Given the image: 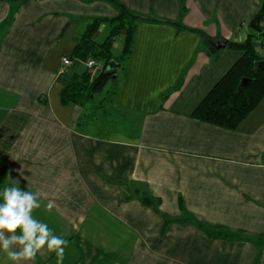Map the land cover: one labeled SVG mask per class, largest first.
<instances>
[{"label": "crops", "instance_id": "1", "mask_svg": "<svg viewBox=\"0 0 264 264\" xmlns=\"http://www.w3.org/2000/svg\"><path fill=\"white\" fill-rule=\"evenodd\" d=\"M118 1L166 22L136 23L107 95L119 117L108 124L63 105L60 91L97 51L88 44L72 58L88 25L103 19L100 44L118 6L0 0V191L39 193L32 215L68 242L62 264H264V97L235 129L192 117L242 55L214 41L256 35L264 59V18L261 32L250 27L264 0ZM22 264L58 259L45 247Z\"/></svg>", "mask_w": 264, "mask_h": 264}, {"label": "trees", "instance_id": "2", "mask_svg": "<svg viewBox=\"0 0 264 264\" xmlns=\"http://www.w3.org/2000/svg\"><path fill=\"white\" fill-rule=\"evenodd\" d=\"M107 1L112 2L120 9V14L110 20L112 24L110 32L102 43L97 44L93 37L103 19L93 21L88 25L80 42L77 43L72 58L78 56L86 45L93 44L97 48L93 58L104 60L107 63L106 70L112 60H115L117 65L113 71L108 73L105 70L97 77H93L89 73H84L81 76L74 75L60 91V100L63 105L83 106L95 93L102 90L107 80L116 73L121 61L126 60L131 55L137 22H166L135 15L118 0ZM259 13L264 18V2ZM175 24L180 28L182 27L181 23ZM121 34L123 39L121 57L116 58L113 55L112 47L114 38ZM255 37L256 35H249L246 41L242 43L228 41V46L241 51L242 55L194 109L192 117L223 128L235 129L258 106L264 97V74L255 69L256 61L263 59L257 53ZM244 79H246V83H244ZM182 82L183 78L176 89L182 85Z\"/></svg>", "mask_w": 264, "mask_h": 264}, {"label": "clouds", "instance_id": "3", "mask_svg": "<svg viewBox=\"0 0 264 264\" xmlns=\"http://www.w3.org/2000/svg\"><path fill=\"white\" fill-rule=\"evenodd\" d=\"M0 198V253L7 258L6 264L34 261L45 247L55 252L58 264H62L68 242L32 215L41 207L39 193L6 186L0 191ZM51 207L49 203L48 208Z\"/></svg>", "mask_w": 264, "mask_h": 264}, {"label": "rangeland", "instance_id": "4", "mask_svg": "<svg viewBox=\"0 0 264 264\" xmlns=\"http://www.w3.org/2000/svg\"><path fill=\"white\" fill-rule=\"evenodd\" d=\"M102 43V42H101ZM117 51V50H116ZM119 52V51H118ZM98 60V61H101L103 63V66L99 69H96V70H99L101 72L105 71V68H106V65L107 63L102 60V59H99V58H94V60ZM100 72V73H101ZM89 73V72H87ZM97 71H95L93 74H91L93 77H97L98 75H96ZM90 74V73H89ZM114 88L116 89L117 88V81L114 80V78L110 77L106 84L104 85V87L102 88V90L98 93H95L93 95V97H91L90 99L87 100V102H85V104L83 105L84 107H86V111L89 112V116H93L94 115H98L100 116V114L102 115L103 119L101 122H107L108 124H113L112 120L113 119H117V117H119L118 113L115 111L116 109L115 108H111V107H108L106 104L108 103V100H107V95L108 93L111 91V90H114ZM110 97V96H109ZM96 103V105H95ZM95 105V106H93ZM97 106H98V109H97ZM92 107H93V110H92ZM104 107H107L106 109ZM101 108V109H100ZM97 109V110H96ZM93 111V113H92ZM109 112H111L110 114H108ZM97 113V114H96ZM96 117V116H95ZM101 120V119H100ZM117 121H114V123H116ZM122 123V122H121ZM116 124H120V123H116ZM127 124V123H125Z\"/></svg>", "mask_w": 264, "mask_h": 264}, {"label": "water", "instance_id": "5", "mask_svg": "<svg viewBox=\"0 0 264 264\" xmlns=\"http://www.w3.org/2000/svg\"><path fill=\"white\" fill-rule=\"evenodd\" d=\"M261 19H262V15L260 13L256 14L250 23V27L257 32H261L262 31L260 27ZM227 43L228 42L226 40L218 38L216 41L212 43V45L215 48V50L219 51L221 49L226 48ZM116 65H117V62L115 60L110 61L107 66V72L109 73L113 71ZM255 69L264 74V59H259L258 61H256ZM112 77L115 78V74ZM246 82H247L246 79H244V83Z\"/></svg>", "mask_w": 264, "mask_h": 264}, {"label": "built area", "instance_id": "6", "mask_svg": "<svg viewBox=\"0 0 264 264\" xmlns=\"http://www.w3.org/2000/svg\"><path fill=\"white\" fill-rule=\"evenodd\" d=\"M63 64L64 66L68 67L72 64V60L70 58H67V57H64L63 58ZM103 66V63L101 61H98V60H94V58H91L87 61L86 63V67L88 69V72L90 74H93L96 69H99Z\"/></svg>", "mask_w": 264, "mask_h": 264}]
</instances>
